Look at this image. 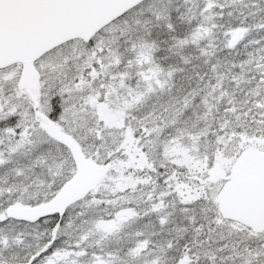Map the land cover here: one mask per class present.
I'll list each match as a JSON object with an SVG mask.
<instances>
[{
	"label": "snow or ice",
	"instance_id": "6c2138e0",
	"mask_svg": "<svg viewBox=\"0 0 264 264\" xmlns=\"http://www.w3.org/2000/svg\"><path fill=\"white\" fill-rule=\"evenodd\" d=\"M0 264H264V0H0Z\"/></svg>",
	"mask_w": 264,
	"mask_h": 264
}]
</instances>
